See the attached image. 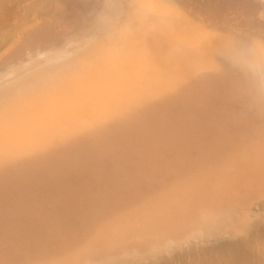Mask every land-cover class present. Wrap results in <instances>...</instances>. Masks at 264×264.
<instances>
[{
	"label": "bare ground",
	"instance_id": "1",
	"mask_svg": "<svg viewBox=\"0 0 264 264\" xmlns=\"http://www.w3.org/2000/svg\"><path fill=\"white\" fill-rule=\"evenodd\" d=\"M230 3L0 0V264H264V21Z\"/></svg>",
	"mask_w": 264,
	"mask_h": 264
},
{
	"label": "rangeland",
	"instance_id": "2",
	"mask_svg": "<svg viewBox=\"0 0 264 264\" xmlns=\"http://www.w3.org/2000/svg\"><path fill=\"white\" fill-rule=\"evenodd\" d=\"M229 2H233V3H230L229 5L227 4H225V9L226 10H224L225 12L226 11H228V12H226V14L228 13L229 14V12H233V14L232 15H235V17L234 18H236L237 20H240L242 23H241V25L243 26V24H244V27H246V28H248V27H253V29H255V27L257 26L256 24H259V23H257V22H259V21H261V22H263L264 20H263V17H264V0H229ZM248 3V4H247ZM234 4V5H233ZM236 4V5H235ZM232 5V6H231ZM230 6V7H229ZM248 6H250V7H248ZM228 7H229V9H228ZM231 8H233L232 9V11H229V10H231ZM238 10V11H237ZM260 10H261V12H260ZM246 11V12H245ZM243 12V13H242ZM247 12H249V15L247 14ZM229 15H231V13L229 14ZM231 15V16H232ZM245 16V18H244V20H243V17ZM247 15V16H246ZM257 17V18H256ZM251 18V19H250ZM246 19H247V21H248V23H247V21H246ZM244 22V23H243ZM260 22V24L262 25V23ZM251 23V24H250ZM245 24H248V25H245ZM259 24V25H260ZM263 24H264V22H263ZM256 25V26H255ZM0 55H2V52H0ZM22 228H24L23 226H22ZM1 229V228H0ZM7 230V232H5ZM6 230H4V229H2V230H0V231H2V233H9V232H11L12 231V229L10 228H7ZM8 230H9V232H8ZM20 230H22V229H20ZM35 230V229H34ZM45 230V232L41 229H36L35 231H43V234L44 233H46V232H48V233H53L55 230H50V231H46V229H44ZM30 232V230L28 231V233ZM1 233V232H0ZM4 233V234H5ZM44 236H45V238H47L49 235H46V234H44L43 236H42V238H41V240L39 239V241L40 242H42V241H44ZM29 237V236H28ZM44 238V239H43ZM5 239H7V238H0V241H3V240H5ZM48 239H50V238H48ZM51 240V239H50ZM39 241L36 243L35 242V244L34 245H36V244H39ZM52 241H53V239H52ZM54 241H55V238H54ZM29 243H28V245L31 243L30 241H28ZM33 242V241H32ZM6 244V242H4V247H3V244H0L1 246L0 247H3V248H5V245ZM41 244V243H40ZM39 244V245H40ZM42 244H44V243H42ZM7 245H9V243L7 244ZM19 245H21V246H17V247H21V248H23L22 246H23V244H19ZM31 245V248L30 249H32V251H33V249H34V253L36 254V252H39V251H46V249H47V252H52V250H50V251H48V248H50V247H45V245H41V246H43L42 247V250H41V248H39V245H37V246H35L36 248H34V245L31 243L30 244ZM40 246V247H41ZM7 248H8V246H6ZM10 248L9 249H11V248H13L14 249V247H16V246H9ZM33 247V248H32ZM24 248H26V247H24ZM44 248H46V249H44ZM38 249V250H37ZM44 249V250H43ZM52 249V248H51ZM1 250V249H0ZM37 250V251H36ZM4 252V254H5V251H6V248H5V250L3 249V250H1L0 251V253L1 252ZM40 252V253H41ZM28 253V252H27ZM34 253H32V254H34ZM3 253H2V256H5ZM1 256V255H0ZM5 258H6V256H5ZM4 264H7V263H4ZM8 264H9V262H8ZM12 264V263H11ZM13 264H15V263H13Z\"/></svg>",
	"mask_w": 264,
	"mask_h": 264
}]
</instances>
